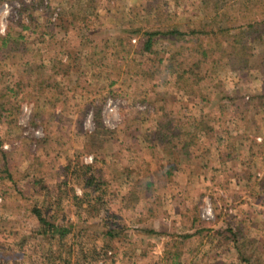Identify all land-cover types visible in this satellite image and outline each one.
I'll return each mask as SVG.
<instances>
[{"label": "rangeland", "instance_id": "rangeland-1", "mask_svg": "<svg viewBox=\"0 0 264 264\" xmlns=\"http://www.w3.org/2000/svg\"><path fill=\"white\" fill-rule=\"evenodd\" d=\"M202 1L93 0L95 10L92 0L0 2V36L16 20L25 24L32 17L40 25L49 21L54 24L49 32L55 38L38 43L37 60L50 69L48 62L59 54L62 63L70 62L81 72L71 76L72 80H59L68 93L66 103L60 99L54 105H36L33 95L25 91L18 102L16 123L0 119L1 150L6 152L15 189L20 191L17 195L10 191L0 201V227L5 230L1 245L13 244L35 228V220L25 210L33 198L45 200V206L51 208L48 214L76 222L78 211L70 198L82 191L74 177L77 172L82 174V165H94L108 185L107 218L99 216L97 222L102 230H116L117 226L120 230L106 243V254L92 264H169L163 260L166 239L193 232L194 217L206 231L202 239L195 237L185 248L192 253L182 255L181 264H194L195 260L197 264H244L232 249V233L238 229L264 264V110L257 106L243 109L238 101L264 96V58L255 49L248 68L241 71L231 70L223 59L213 74L219 85L215 91L212 84L210 90L204 88L207 103L203 105L198 95L185 94L174 75L149 78L128 71L133 63L141 62L144 69L152 65L148 56L137 53L140 37L131 41L130 53L126 47L118 54L112 42L106 51L102 48L103 40L125 35L131 27L175 26L184 33L188 24L207 15L209 10ZM69 10L76 16V24L70 23ZM82 27L92 28L85 32L92 41L77 57ZM183 40L178 35H159L153 47L157 55L152 58L168 57V50L176 51ZM101 51L106 55L97 68L96 54L102 56ZM19 69L17 64L12 68L18 78ZM76 80L79 85L72 88ZM73 90L76 95L70 98ZM221 94L230 101L222 100ZM200 118L212 131L192 147L191 160L182 162L176 150L173 159L166 156L168 151L157 143L154 130L170 122L171 129L186 131L192 119ZM96 157L103 162L93 164ZM166 165L173 166L170 176L164 175ZM39 177H44V185H33ZM147 182L152 184L147 186ZM57 184L66 185L57 192ZM42 186L49 190L45 198L46 191L38 194ZM142 229L158 235L145 236L139 232ZM211 230L222 236L210 242ZM11 231L18 236H9ZM97 239L99 248L104 246L101 237Z\"/></svg>", "mask_w": 264, "mask_h": 264}, {"label": "trees", "instance_id": "trees-1", "mask_svg": "<svg viewBox=\"0 0 264 264\" xmlns=\"http://www.w3.org/2000/svg\"><path fill=\"white\" fill-rule=\"evenodd\" d=\"M3 1L5 0H0V2ZM202 4L206 10H209L207 15L205 14L198 22L194 21L192 24H188L184 33L175 26H168L169 28L166 29L160 24V27L156 29L131 27L125 32V35L117 34L103 40L105 46L102 48L106 51L109 49V42H112L111 47H114L118 54L126 47H129V50H126L127 53H130L133 48L131 41L134 37H140L137 53L146 55L145 57L148 56L147 59H150L152 65L144 69L141 62L133 63L131 66L128 65L130 67L128 71H131L135 76L141 77L142 75L149 78L157 77L160 74H164L165 77L167 73L174 75L176 84L181 85L185 94L194 98L198 95L204 105L205 102L207 103V96L202 91L206 87L210 90L211 84L212 90H216V85L218 86L219 83L214 82V69L223 59L226 60L231 70L241 71L248 68L250 60L254 58L255 49L264 58V0H204ZM239 4L241 5L239 6ZM92 8L95 10L94 2ZM68 12L71 16L70 23L76 24V16L71 10ZM53 25L49 21L45 25H40L30 17V20L25 24L19 20L12 22L6 34L0 36V119L7 124L16 123L15 115L20 109L18 102L25 91L33 95L36 105H46V103L54 105L60 99L66 103L68 93H64L63 87L65 86L61 87L59 80H72L71 76L81 73L76 71L74 64L62 63L58 58L59 54H56L51 62H48L50 69L43 60L40 62L37 60L36 55L40 51L38 43H46L47 38L52 42L55 38V35L49 32ZM41 28L44 31L37 30ZM91 29L82 27V30L78 31L80 45L76 50L77 57H80L81 52L91 43L92 40L85 34ZM162 34L181 36L184 42L176 51L170 48L168 57L152 58V55H157L153 50L156 38ZM31 35L36 36L32 39ZM104 51H101L102 56L99 53L96 54V57L98 55L96 58L97 68L102 67V63H104L106 55ZM16 64L20 66V69L16 70V74L19 73L20 78L12 71ZM55 76L58 78L55 79ZM78 85L79 80H76L72 83V88ZM73 91L70 98H74L76 95V91ZM221 99L230 101L227 96H222ZM263 99V95H256L246 101L244 98L238 99V101L243 109L247 110L251 106H257L259 110H264ZM224 106L225 103L221 105L222 108ZM166 117L170 116L167 114ZM204 118L192 119L190 127L186 131L171 129L170 122L160 124L153 133L157 137V143L159 142L168 151L166 156L173 159V151L176 150L181 155L182 162L186 163L191 160L192 147L202 143L201 137H206L207 133L212 131V128L203 120ZM1 143L0 140V157L3 160V163L0 164V201H5L6 197L10 195V191H14L16 195L20 191L15 189L16 182L13 179L12 168L5 159L6 152L1 150ZM178 153L176 155H179ZM99 162L102 163L103 159L94 158L93 164ZM172 168L173 166L166 165L164 175L170 176ZM81 170L82 174L77 172L74 180L80 185L82 192L80 195L73 193L70 198L71 205L78 211L77 221L59 219L54 213L48 214L51 212V208L48 205L45 206V200L33 198L34 200L27 205L25 210L27 215L35 220L36 226L26 234H21L13 244L8 246L0 244V264H92L98 261L100 256L106 254V243L117 237L120 230L118 226L116 230H102V225L97 222L99 216H102V219L107 218L105 210L107 180L101 176L100 168L97 166L82 165ZM43 182L44 177H39L34 180L33 185H40ZM151 184V182L146 183L147 186ZM65 185L57 184V192H61V188ZM42 190L46 191V195L42 194V197L45 198L48 196L49 190L42 186L38 194ZM6 207L4 206V208ZM58 209L60 210V207ZM82 218H84L83 221H81ZM88 221L93 223L88 226ZM197 221L198 218L194 217L193 224L197 225L193 232L169 235L170 238L166 239L163 248V260L169 264H181L182 255L192 253L190 250L185 251V248L193 243L195 237L202 239L206 231L199 226ZM4 231L1 226L0 237ZM139 232L145 236L158 235L150 229H142ZM211 232L213 234H209L207 237L210 242L222 236V233L218 231L211 230ZM8 235L15 237L18 236V232L11 231ZM97 236L101 237L102 243H105L100 248ZM232 237V249L236 251L240 262L263 264L260 254L256 253L257 249L249 248L250 244L241 236L239 229L232 233ZM171 248L174 250H170ZM194 264H197L196 260Z\"/></svg>", "mask_w": 264, "mask_h": 264}]
</instances>
